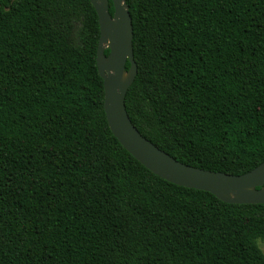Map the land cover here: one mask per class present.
<instances>
[{"label":"trees","instance_id":"obj_1","mask_svg":"<svg viewBox=\"0 0 264 264\" xmlns=\"http://www.w3.org/2000/svg\"><path fill=\"white\" fill-rule=\"evenodd\" d=\"M124 1L138 132L201 170L261 164L264 0ZM99 35L90 0H0V264H264V204L171 184L114 137Z\"/></svg>","mask_w":264,"mask_h":264},{"label":"water","instance_id":"obj_2","mask_svg":"<svg viewBox=\"0 0 264 264\" xmlns=\"http://www.w3.org/2000/svg\"><path fill=\"white\" fill-rule=\"evenodd\" d=\"M90 2L100 30L96 65L103 81V109L112 134L124 149L145 169L171 184L210 193L226 204H264V161L238 176L205 171L176 161L138 132L125 108L126 93L137 75L128 7L124 0Z\"/></svg>","mask_w":264,"mask_h":264},{"label":"rangeland","instance_id":"obj_3","mask_svg":"<svg viewBox=\"0 0 264 264\" xmlns=\"http://www.w3.org/2000/svg\"><path fill=\"white\" fill-rule=\"evenodd\" d=\"M257 244H258V247L261 249V251L264 253V243L261 241H258Z\"/></svg>","mask_w":264,"mask_h":264}]
</instances>
